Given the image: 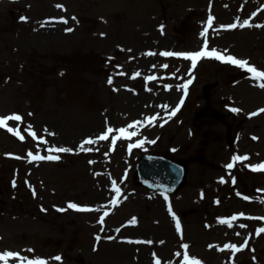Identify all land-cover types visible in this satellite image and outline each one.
I'll return each instance as SVG.
<instances>
[{
  "label": "rangeland",
  "instance_id": "rangeland-1",
  "mask_svg": "<svg viewBox=\"0 0 264 264\" xmlns=\"http://www.w3.org/2000/svg\"><path fill=\"white\" fill-rule=\"evenodd\" d=\"M259 25L264 0H0V115L19 114L7 123L24 137L0 126V251L50 264H182L186 243L203 264H264V170L248 166L264 162V87L230 61L193 68L162 55L207 39L264 69ZM145 153L188 160L186 185L174 195L143 185Z\"/></svg>",
  "mask_w": 264,
  "mask_h": 264
},
{
  "label": "snow or ice",
  "instance_id": "snow-or-ice-1",
  "mask_svg": "<svg viewBox=\"0 0 264 264\" xmlns=\"http://www.w3.org/2000/svg\"><path fill=\"white\" fill-rule=\"evenodd\" d=\"M57 7H61L63 8L64 6L61 5H57ZM21 20H27L28 17L26 16H21L20 17ZM52 19H59L62 21H66V17L64 16H60V17H52ZM73 19H75V17H73ZM214 18L213 17H209L208 20V24L209 26L212 23V20ZM251 22L249 20H244L243 24L239 25V26H245V25H249ZM237 23H231V24H221L220 27L221 28H235L237 27ZM261 27H264V25H259ZM161 30H163L164 25H160ZM66 31H72L71 28L66 29ZM208 32V28H205L203 30V32L201 33V35H204V33ZM101 35H104L103 33H101ZM151 54V53H150ZM162 55L164 56H175V57H183V58H189L191 60V64L192 67L195 68L196 64L198 62V60L202 59V58H206V57H214L217 58L219 60L222 61H230L233 64L239 65L242 68H246L251 74L252 76L261 81L260 86L264 87V69H260L258 67H256L255 65L251 64L248 62V60L246 59H239L234 55H225L223 53H221L220 51H218L215 48H212L211 50H209V46H208V41L207 39L204 40L203 42V47L200 48L197 51H178V52H172V51H163ZM164 67H167V65H164ZM174 74V73H173ZM149 80L153 79L152 76L148 77ZM192 81L189 79L187 80L182 87L185 90V94H187V87L188 84H190ZM109 83H111V79H109ZM169 88H171V85H168ZM183 103V100H181V104ZM167 107V106H165ZM180 105H177V107L175 109H173L170 113H167V115L171 116V115H175V112L179 109ZM233 111H239V109L233 108ZM257 112H264V108L261 109H257ZM257 113H250L249 115H255ZM158 113L155 116H151L148 117L149 121H155L156 118L158 117ZM10 119L15 120V121H20L22 119V117L19 114H11V115H0V126H3L5 128H8L9 131H15L16 135L20 136L21 139H23L24 137L20 135V132L17 131L14 128H10L7 121H9ZM133 124H140V121H133ZM113 129L111 127L108 128V130L104 133L101 134L102 139H106L109 135L110 132H112ZM118 131L120 136H131V135H135V133L129 132L127 131L126 128L121 127L120 129L116 130ZM115 139L113 138L112 143H115ZM88 143L92 142V138L89 137L87 140ZM154 143V141H153ZM143 144V140H137L136 144H132L129 145V147H135L137 145H142ZM56 151L59 152H71L74 151V149L72 148H56ZM51 151V149H50ZM29 156L32 157L33 159H59L58 156H53L50 155L48 157H44V156H33V153L30 151L29 152ZM247 157L246 156H240V155H234L232 157V161H240V160H245ZM249 167L256 169V170H264V162H261L259 164H250L248 165ZM226 167H228L229 169H231L233 167V163H229L228 165H226ZM223 179V178H221ZM15 183V182H14ZM113 187L116 189V192L119 193L120 192V188L116 185V182L113 181ZM245 199H252V197H245ZM69 207L73 208V209H77V210H89V206L88 205H81V204H77V203H73V202H69ZM65 209H61V211H64ZM169 210L171 211V205L169 204ZM108 213L105 212L104 215L106 216ZM172 215L174 217H176V213L172 212ZM237 215L239 216H243L245 215L244 213H238ZM236 217H230L227 218L226 220H223L222 218V222H228L230 223L232 220H234ZM261 219H264V217H262ZM104 222V217L101 216L100 217V223ZM136 222V218L133 217L132 220L129 221V223H135ZM176 227L178 230L181 229V224H180V220L179 217H176ZM260 232H264V228H260L259 229ZM108 239H111V237H108ZM148 243H152V241H147ZM245 244H240L239 246H237L236 244H232V243H227L225 244L223 247L224 248H230L233 249L234 251H239L241 248L245 247ZM188 244H183V248L185 249L183 255H184V261L182 262V264H203V261H201L200 259H198L195 256H190L188 254ZM209 247H211V245H209ZM29 251H34V250H29ZM179 254V253H178ZM15 259L17 261V264H50V260L49 258H45V257H40V256H24L23 253L19 252V251H11V250H4V251H0V262H2V264H10V261ZM55 261H60L62 260V257L57 255L56 257L52 258ZM156 264H160L159 258H157L156 260Z\"/></svg>",
  "mask_w": 264,
  "mask_h": 264
},
{
  "label": "water",
  "instance_id": "water-1",
  "mask_svg": "<svg viewBox=\"0 0 264 264\" xmlns=\"http://www.w3.org/2000/svg\"><path fill=\"white\" fill-rule=\"evenodd\" d=\"M141 181L155 188L176 192L186 181L187 162L164 156L146 155L138 164Z\"/></svg>",
  "mask_w": 264,
  "mask_h": 264
},
{
  "label": "bare ground",
  "instance_id": "bare-ground-1",
  "mask_svg": "<svg viewBox=\"0 0 264 264\" xmlns=\"http://www.w3.org/2000/svg\"><path fill=\"white\" fill-rule=\"evenodd\" d=\"M100 194H101V193H100ZM100 194H99V195H100ZM104 196H105V195H104ZM106 201H107V200H106ZM131 250H132V248H131V249H130V248H127L125 252H126V253L129 252V254H130V251H131Z\"/></svg>",
  "mask_w": 264,
  "mask_h": 264
}]
</instances>
